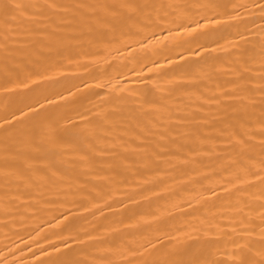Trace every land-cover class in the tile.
<instances>
[{"label": "bare ground", "instance_id": "obj_1", "mask_svg": "<svg viewBox=\"0 0 264 264\" xmlns=\"http://www.w3.org/2000/svg\"><path fill=\"white\" fill-rule=\"evenodd\" d=\"M0 264H264V0H0Z\"/></svg>", "mask_w": 264, "mask_h": 264}]
</instances>
